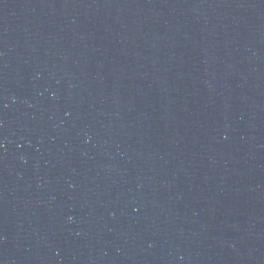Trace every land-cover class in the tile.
<instances>
[{"label":"water","instance_id":"obj_1","mask_svg":"<svg viewBox=\"0 0 264 264\" xmlns=\"http://www.w3.org/2000/svg\"><path fill=\"white\" fill-rule=\"evenodd\" d=\"M0 264H264V0H0Z\"/></svg>","mask_w":264,"mask_h":264}]
</instances>
